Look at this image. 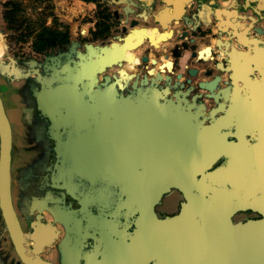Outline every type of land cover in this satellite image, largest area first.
Segmentation results:
<instances>
[{
	"label": "flooded vegetation",
	"instance_id": "obj_1",
	"mask_svg": "<svg viewBox=\"0 0 264 264\" xmlns=\"http://www.w3.org/2000/svg\"><path fill=\"white\" fill-rule=\"evenodd\" d=\"M71 1L78 3L73 12L58 3L61 24L54 29L44 24L31 43L32 56L13 51V66L7 57L0 67V97L12 135L10 204L17 226L8 225L0 208V264H124L125 249L138 234L155 231L157 209L144 221L137 209L131 213L111 206V153L118 152L119 163L135 166L140 176L148 153L143 131L126 128L127 114L106 112V95L112 91L123 102L161 94L157 100L182 105L203 119L202 126L231 116L225 131L230 133L240 115L243 124L251 125L248 131L264 133V0H246L255 32L246 31L252 37L240 50H232L236 40L221 34L218 0L184 5L186 42L193 40L197 48L171 50L178 58L167 52L174 41L167 48L129 49L124 28L148 21L156 0ZM134 6L144 12L125 17L122 11ZM140 29L146 30L138 27V36ZM175 33L167 29L161 38ZM222 37L232 57L231 85L218 46ZM0 38L6 40L4 34ZM193 52L201 61L191 58ZM21 73L26 77L15 78ZM96 90L105 96L95 97ZM127 149L135 151V159L126 158Z\"/></svg>",
	"mask_w": 264,
	"mask_h": 264
},
{
	"label": "water",
	"instance_id": "obj_2",
	"mask_svg": "<svg viewBox=\"0 0 264 264\" xmlns=\"http://www.w3.org/2000/svg\"><path fill=\"white\" fill-rule=\"evenodd\" d=\"M156 1L148 21L132 22L124 28L126 39L131 42L129 49L144 45L146 51L155 48L149 34L135 33L138 27L161 33L165 38L170 25L182 22V5L174 17L157 21V15L173 4L170 0ZM133 8L129 12L124 9V16H133L141 9L144 12V7ZM221 34L236 40L241 49L248 48L246 43L237 42L235 35ZM185 36L182 26L174 38L163 39L160 44L176 43L167 50L168 54L173 49H196L193 40L186 42ZM218 46L227 65V85H231L234 79L232 57L226 52L227 40H221ZM195 54L191 58L201 61ZM171 56L178 58L179 53ZM10 62L13 66V59ZM17 73L20 74L18 70ZM25 77L21 73L15 78ZM94 96L102 98L105 93L96 90ZM145 96L154 98L123 102L115 98L113 91L106 95V112L127 114L126 128L141 129L143 145L148 150L141 172L145 178L140 184L134 181L107 185L111 206L131 213L137 209L144 221L152 208L157 209L155 231L148 233L145 229L147 235L138 234L137 240L125 249L124 264H264V133L248 131L251 125L243 124L240 115L233 119L234 133L225 132L231 127V116L202 126L203 119L190 115L182 105L159 101L158 93L142 95ZM105 105L99 106L103 109ZM11 147L10 123L0 97V208L8 225L16 228L10 204ZM132 170L135 172V166Z\"/></svg>",
	"mask_w": 264,
	"mask_h": 264
},
{
	"label": "rangeland",
	"instance_id": "obj_3",
	"mask_svg": "<svg viewBox=\"0 0 264 264\" xmlns=\"http://www.w3.org/2000/svg\"><path fill=\"white\" fill-rule=\"evenodd\" d=\"M4 2H8L5 7ZM60 2L67 6L68 12H73L78 6L76 1L68 4L71 0H0V34L6 36L4 42L0 41L2 60L12 58L13 51L32 56L31 43H35L38 35L44 31V24L53 29L61 24L58 17ZM2 80L0 77V82Z\"/></svg>",
	"mask_w": 264,
	"mask_h": 264
},
{
	"label": "crops",
	"instance_id": "obj_4",
	"mask_svg": "<svg viewBox=\"0 0 264 264\" xmlns=\"http://www.w3.org/2000/svg\"><path fill=\"white\" fill-rule=\"evenodd\" d=\"M170 1L172 2L173 7L171 9L166 8L164 11L160 12L156 18L157 21L161 22V20H165L166 18L174 17V15L176 14L177 7H179L180 5L184 6L187 3H191L195 0H170ZM196 1L198 3H201L202 0H196ZM160 9L161 8L158 7L157 10H160ZM218 9H219L220 17H217L216 19L218 21V25L219 26L222 25L224 28L222 29L221 32L228 33V31L229 32L232 31V33H234L238 37L237 42L239 43H245V41H247L248 38L252 37V35L244 31L245 29L247 31L253 26V19H254L252 12H251L252 11L251 7H248V5H246V0L244 2L242 0H218ZM182 26H183L182 22L181 23L174 22L168 29L178 31V28ZM143 32L149 33V35L151 36V39H154L158 46H162L165 48L171 46L170 44H165V45L160 44V41H162L161 33H158V34L157 33L155 34L154 32L150 33V30H143ZM221 39L223 41L227 40L225 37H222ZM1 40L2 39L0 38V41ZM233 49L240 50L241 48L237 45H233L232 50ZM2 54L3 52L0 51V67L2 65ZM127 150L128 152L126 153L127 155L126 158L132 159V160L135 159L136 158L135 151L134 150L131 151L129 149ZM111 155H112L111 162H110L111 168H110V171L108 170V174H110L111 176L112 183H117V184L119 183L121 185H124L126 183H132L136 180L137 181L141 180V178L142 179L145 178V176H140L139 173L136 174L135 172H133L132 167L127 165V163L120 164L118 161L119 160L118 152L116 153L113 152L111 153ZM155 163H152V165H155ZM165 164H168V162H165ZM118 167H119V170H118ZM145 174L147 175V173ZM159 175H160V171L158 170V179L160 180ZM155 179L156 178H151L150 180L155 181Z\"/></svg>",
	"mask_w": 264,
	"mask_h": 264
}]
</instances>
